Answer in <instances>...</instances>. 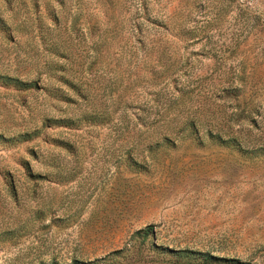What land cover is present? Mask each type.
Masks as SVG:
<instances>
[{"label":"rangeland","instance_id":"1","mask_svg":"<svg viewBox=\"0 0 264 264\" xmlns=\"http://www.w3.org/2000/svg\"><path fill=\"white\" fill-rule=\"evenodd\" d=\"M148 225L264 264V0H0V264H198Z\"/></svg>","mask_w":264,"mask_h":264},{"label":"trees","instance_id":"2","mask_svg":"<svg viewBox=\"0 0 264 264\" xmlns=\"http://www.w3.org/2000/svg\"><path fill=\"white\" fill-rule=\"evenodd\" d=\"M16 85L19 87H26L25 83L22 81H16ZM24 138L27 137V133L23 134ZM219 138L220 143H223L225 146L228 147H234L238 146L241 150H248L244 149L241 145V143L238 141L235 137H229V138ZM258 148L252 149V151H257ZM140 234L141 241L140 245L137 246V254H140L138 251L143 250L147 252H157L159 254H165V253H171L172 255L176 256V260H191V259H198V264H215V262H228V264H250L248 261H243L239 258H228L223 256H218L215 254H212L210 251H202V250H196V249H189V248H182V249H175L170 248L168 246L163 245H157L154 242L153 237V230L151 226H146L144 229H140L136 232V235Z\"/></svg>","mask_w":264,"mask_h":264}]
</instances>
